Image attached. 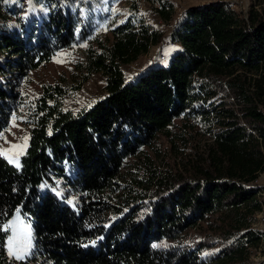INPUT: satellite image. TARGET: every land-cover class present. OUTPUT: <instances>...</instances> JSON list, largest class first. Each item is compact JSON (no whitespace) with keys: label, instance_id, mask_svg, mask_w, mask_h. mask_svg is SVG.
<instances>
[{"label":"trees","instance_id":"1","mask_svg":"<svg viewBox=\"0 0 264 264\" xmlns=\"http://www.w3.org/2000/svg\"><path fill=\"white\" fill-rule=\"evenodd\" d=\"M33 1L37 18L24 14L21 1L0 0V132L23 103L27 75L92 39L119 0H97L96 11L83 0ZM158 1L155 12L170 20L172 3ZM113 20L109 39L87 47L80 63L84 80L104 77L105 97L73 114L63 108L67 89L43 85L26 105L21 167L0 156V211L11 216L20 208L35 236L23 264H253L250 249L262 235L250 221L264 210V197H256L264 192L256 184L264 173V0H251L246 12L224 1L188 8L169 65L159 62L131 80L121 67L162 35L134 2L129 16ZM176 119L208 125L201 163L185 174L127 177L126 161ZM209 215L222 223L211 255H201L211 244L205 241L154 247ZM0 264H9L6 254Z\"/></svg>","mask_w":264,"mask_h":264},{"label":"rangeland","instance_id":"2","mask_svg":"<svg viewBox=\"0 0 264 264\" xmlns=\"http://www.w3.org/2000/svg\"><path fill=\"white\" fill-rule=\"evenodd\" d=\"M14 1H21V10L25 15L32 13L35 18L38 17L33 0L31 4H29V0ZM83 1L85 4L89 3L93 10L100 5L97 0ZM168 1L172 3L173 11L170 20L164 21L155 12V8L159 5L158 0H119L117 3L110 6L107 14L109 18L108 22L99 25L97 34L93 36L92 39L81 42L79 46L74 48L58 52L68 54L54 56L56 59L61 60V63L54 62L53 57L45 65L31 71L25 80L20 83L23 103L18 106L17 110L14 112L18 117L16 121L17 126H11V116L7 127L3 131L5 133L4 140H7L9 143H4V140H0V148L8 149L9 144L23 145L25 143L21 138L29 136V126L25 123L26 105L40 95L43 85L59 84L67 89L68 94L63 99V108L64 110L71 111L73 114L89 108V105L92 106L95 102L105 97L104 77L97 73L90 75L87 80H84L85 73L80 67V63L83 60L84 50L87 47H94V42H97L98 39H109V25L114 21L113 19H115V22H118L130 15V4L132 2L136 4L137 14L143 18L145 23L151 25L161 33L162 38L159 43L151 46L149 51L137 61L121 67L126 80H131L134 76L143 73L153 66H157L159 62L163 67L169 65L172 55L179 47L173 34L179 29L184 13L188 8L197 7L214 1H224L230 3L237 11L241 10L246 12L251 4V0ZM103 2L106 3L108 1L103 0ZM30 8L34 10L28 11ZM112 9H115L116 12L113 13L111 11ZM85 44L86 47H80V45ZM75 87L79 88L74 89ZM227 100H229V98ZM209 135L208 125H204L200 121L191 120L189 122H184L181 119H176L167 130V133L159 134L150 146L141 150L138 156L126 161L123 173L127 177H134L136 176V172L151 173L153 172L152 170L164 174H185L187 170L192 171V168L196 167L197 163H201L203 152H205L207 145L211 143ZM14 155L15 151L9 153L10 157ZM256 184L264 187V173L259 175ZM256 197L258 199L263 198L264 192H259ZM147 210L148 208L146 206L143 211L137 213V216L142 215L147 212ZM25 223L30 225L27 222ZM220 225H222V223L217 219V215H209L203 220L198 221L194 227L185 230L178 239H163L156 242L154 245L161 249H168L174 246L181 247L193 243H201V245H204L205 241L211 244L205 246L206 248L201 251V255L209 256L211 253L216 252L221 245L218 241V233L221 229ZM250 228L260 233L262 237L259 246L250 249L249 260L253 264H264V210L253 216L250 221Z\"/></svg>","mask_w":264,"mask_h":264},{"label":"snow or ice","instance_id":"3","mask_svg":"<svg viewBox=\"0 0 264 264\" xmlns=\"http://www.w3.org/2000/svg\"><path fill=\"white\" fill-rule=\"evenodd\" d=\"M7 2V0H5ZM32 0H29L31 4ZM34 9H29L28 11H33ZM45 12L48 11L47 8L43 9ZM113 13L116 12L115 9L111 10ZM127 15V14H125ZM80 47H86L85 45H80ZM57 56L68 55L67 53H57ZM56 63H61V60L53 58ZM91 105H89L90 107ZM18 117L15 113L12 115V125L17 126L16 121ZM4 132H0V140H4ZM25 143L21 144H9L8 149L0 148V156L8 159L10 164H13L17 169L21 167L19 163V157L26 152V141L29 137L25 136L21 138ZM4 143H9L4 140ZM15 151V155L10 157L9 153ZM57 195H60L58 192ZM71 203V201H69ZM0 217H7L6 219H0V232L4 233V238L0 239V253L6 254L9 259V264H23L32 255L33 249L35 247L34 240L35 236L30 225L25 223V217L21 214V209L16 208L11 216H8L6 212L0 211ZM94 243V242H93ZM155 247V245H154Z\"/></svg>","mask_w":264,"mask_h":264}]
</instances>
